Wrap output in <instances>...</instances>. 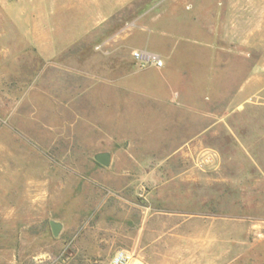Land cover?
Returning a JSON list of instances; mask_svg holds the SVG:
<instances>
[{
	"label": "rangeland",
	"instance_id": "rangeland-1",
	"mask_svg": "<svg viewBox=\"0 0 264 264\" xmlns=\"http://www.w3.org/2000/svg\"><path fill=\"white\" fill-rule=\"evenodd\" d=\"M110 1L0 0V264H264V0L215 39L218 0Z\"/></svg>",
	"mask_w": 264,
	"mask_h": 264
},
{
	"label": "crops",
	"instance_id": "crops-1",
	"mask_svg": "<svg viewBox=\"0 0 264 264\" xmlns=\"http://www.w3.org/2000/svg\"><path fill=\"white\" fill-rule=\"evenodd\" d=\"M131 2L132 0H113V2L111 3L112 4L111 9H109L108 13L105 16H102L101 19L104 20L107 17L109 18L111 15L114 14L115 11L124 9L126 6L130 5ZM217 2H218L217 3L218 7L209 8L207 11H205L204 14H202L201 12H196L195 14L192 15V19L194 21H198L199 23H201V26L206 28V31L209 34L214 36L213 39H215L216 36L217 37L222 36L221 31L223 27H231V26L237 25L238 24L237 20L239 19H243L245 24L247 23V20H248V24L252 23V6H253L252 0H218ZM173 3L177 4L176 2H172L171 4L169 3L170 5L168 4L166 9H169V7L171 9L173 7L172 10H174L177 6L175 7ZM82 8L83 10H86L84 7ZM237 11H240V14H237ZM205 14H207V16ZM203 16L207 17L208 21L202 22L201 18ZM98 22H99L98 20H95V24H92L89 29H94L95 27H97ZM228 34H230V32ZM215 48H220V46L218 45V47H215ZM171 49L172 48H170L168 51H171ZM158 55L161 57L160 54ZM251 72L252 71L250 69L249 73ZM181 74H182V79H184L185 82L187 79L191 81L189 83L186 82L184 84L185 90L182 91L184 98L181 99L180 102H178V104L174 103V105H180V106L192 105L193 106L196 104V101L203 100L204 97L199 93V89L196 88L197 85H199L197 82V80L199 79H202L203 81L202 88L205 87L204 86L205 84L206 87H210V90L213 91L212 83L214 84V82L212 80L214 79L213 74H215V69L213 67H209V68L205 67L201 69H196V70H193L192 72H190L189 70L187 71L184 70L182 71ZM251 78L252 77H249L246 80H244L242 86H240L239 88L240 93L247 92L246 89H247L249 82L252 80ZM206 91L207 90L205 89V92ZM179 94H181V91L180 92L175 91V95H179Z\"/></svg>",
	"mask_w": 264,
	"mask_h": 264
},
{
	"label": "built area",
	"instance_id": "built-area-1",
	"mask_svg": "<svg viewBox=\"0 0 264 264\" xmlns=\"http://www.w3.org/2000/svg\"><path fill=\"white\" fill-rule=\"evenodd\" d=\"M133 54L143 61H148L153 64H155L158 67H162L164 65L163 60L161 57L156 53H150V52H139L135 50ZM109 264H132L131 262V256L129 253L125 250H119L117 251L111 258Z\"/></svg>",
	"mask_w": 264,
	"mask_h": 264
},
{
	"label": "water",
	"instance_id": "water-1",
	"mask_svg": "<svg viewBox=\"0 0 264 264\" xmlns=\"http://www.w3.org/2000/svg\"><path fill=\"white\" fill-rule=\"evenodd\" d=\"M95 159L104 166H109L112 161L111 153L108 151L99 152L95 155ZM62 225L59 222H52V228L55 235H58Z\"/></svg>",
	"mask_w": 264,
	"mask_h": 264
}]
</instances>
